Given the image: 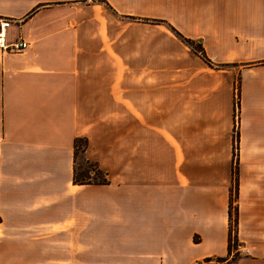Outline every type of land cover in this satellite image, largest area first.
<instances>
[{
	"label": "crops",
	"instance_id": "0c3cea01",
	"mask_svg": "<svg viewBox=\"0 0 264 264\" xmlns=\"http://www.w3.org/2000/svg\"><path fill=\"white\" fill-rule=\"evenodd\" d=\"M105 1L0 0L6 42L28 43L0 49V264H264V0ZM137 16L236 67L198 57L179 115L175 92L161 106L156 90L128 91L127 68L111 66L128 48L143 58L119 19ZM237 75L233 236L252 254L231 260ZM78 137L109 183L73 182Z\"/></svg>",
	"mask_w": 264,
	"mask_h": 264
},
{
	"label": "rangeland",
	"instance_id": "374dc122",
	"mask_svg": "<svg viewBox=\"0 0 264 264\" xmlns=\"http://www.w3.org/2000/svg\"><path fill=\"white\" fill-rule=\"evenodd\" d=\"M90 2L101 3V0H89ZM105 7L106 4H104ZM124 24V29L129 32L133 31L134 41L144 42L143 58H140L137 62L135 59V53L131 48L127 49L128 64L124 66L112 65L114 68H127V77L123 81V87L128 91L142 90L146 93L148 90L158 91L159 102L162 106L168 103V92H175V109L177 115L182 113L183 106V90H184V73L189 71L193 75H197L203 72L201 63L198 57L200 55L195 51L194 47L198 44L195 42L192 46L185 43L170 26L173 25L165 17H119ZM175 29V27H173ZM176 30V29H175ZM177 31V30H176ZM183 37V35L180 31ZM196 40V39H195ZM199 41V40H197ZM173 54H176V59L173 58ZM133 58V59H131ZM208 64L212 68L216 69H232L236 65L232 64H219L213 62ZM238 69V68H236ZM119 83L115 84V88H119ZM240 86L241 77L237 75L234 80L235 91V113H234V130L233 141L238 138V129L240 126ZM239 90V91H238ZM130 120H134V115H126ZM237 151V150H236ZM234 149L233 156V169L239 168V159L237 158V152ZM87 162L80 155L78 159V172H83L87 167ZM238 170V169H237ZM233 172V170H232ZM239 172V171H238ZM235 205V204H234ZM251 252V251H250ZM252 254V252H251ZM251 254H241L240 256H251Z\"/></svg>",
	"mask_w": 264,
	"mask_h": 264
},
{
	"label": "trees",
	"instance_id": "16d2710c",
	"mask_svg": "<svg viewBox=\"0 0 264 264\" xmlns=\"http://www.w3.org/2000/svg\"><path fill=\"white\" fill-rule=\"evenodd\" d=\"M102 2H106L105 0H101ZM180 37H182L183 41L187 43L189 46L194 47V43L197 42L198 44L194 47L195 51L200 55V57L211 64L212 62L207 57L205 49L200 41L189 39L183 37L179 32H177L173 27H171ZM239 91V90H238ZM240 97V93L238 94ZM237 139L234 142V149L237 150ZM89 142L85 137H78L74 140V155H75V172L73 176V182L76 184H107L109 180L107 178V174L103 172L97 162L91 161L87 159L85 156L86 149L88 148ZM82 155L83 159L87 162V167L83 172H78L77 164L78 159ZM233 169V184L231 188V201L229 205V244H228V251L229 255L232 254L234 249H237L238 246V238L235 233L233 236V231L237 229L238 226V206H237V198H238V167ZM235 204V205H234ZM240 256L239 252H236L231 260L237 259ZM229 259L228 257H217V258H207L206 262L211 260H215L216 262H225Z\"/></svg>",
	"mask_w": 264,
	"mask_h": 264
},
{
	"label": "built area",
	"instance_id": "2783aa9c",
	"mask_svg": "<svg viewBox=\"0 0 264 264\" xmlns=\"http://www.w3.org/2000/svg\"><path fill=\"white\" fill-rule=\"evenodd\" d=\"M13 19L11 18H0V49H13L16 51H21L27 48L28 43L24 40V39H19L16 40V42L8 44L6 42V38H5V32L6 29L11 25V23H13ZM235 252H239V253H245V254H250V251L242 246H237V249H234Z\"/></svg>",
	"mask_w": 264,
	"mask_h": 264
}]
</instances>
